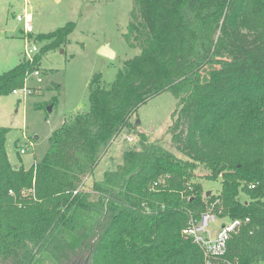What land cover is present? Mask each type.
Here are the masks:
<instances>
[{
	"label": "trees",
	"instance_id": "obj_1",
	"mask_svg": "<svg viewBox=\"0 0 264 264\" xmlns=\"http://www.w3.org/2000/svg\"><path fill=\"white\" fill-rule=\"evenodd\" d=\"M261 12L264 0H134L125 38L141 53L110 86L94 77L90 111L52 134L39 163L14 167L0 128V264H206L183 231L209 212L250 220L214 264H264ZM74 29L41 34L33 60L0 75V97L24 89ZM164 92L177 100L169 133L186 159L139 133L140 149L86 185L139 107ZM203 165L217 194L203 193Z\"/></svg>",
	"mask_w": 264,
	"mask_h": 264
},
{
	"label": "rangeland",
	"instance_id": "obj_2",
	"mask_svg": "<svg viewBox=\"0 0 264 264\" xmlns=\"http://www.w3.org/2000/svg\"><path fill=\"white\" fill-rule=\"evenodd\" d=\"M133 8L134 0H0V75L23 60L29 61L26 51L32 45L40 52L46 45V41L37 39L41 34L69 23L75 25L67 43L43 55L40 69L26 79V90L0 97V128L8 130L6 148L14 167L29 169L39 163L49 149L52 134L76 115L90 111L94 77H101L102 86H110L124 62L141 53L125 38ZM24 13L32 20L29 35L25 33V23L17 20ZM253 17L264 24V12ZM107 44L116 53L114 59L99 54ZM176 107L177 100L170 92L140 106L131 118L133 128L120 132L86 185L91 187L94 179L101 181L105 172L121 165L124 151L140 149L139 133L145 134L149 142L161 141L186 159L173 146L169 133ZM21 149L26 153L21 154ZM196 174L203 193L220 191V181L207 179V166H199ZM240 199L248 200L244 194ZM227 221L228 218H219L215 226Z\"/></svg>",
	"mask_w": 264,
	"mask_h": 264
},
{
	"label": "built area",
	"instance_id": "obj_3",
	"mask_svg": "<svg viewBox=\"0 0 264 264\" xmlns=\"http://www.w3.org/2000/svg\"><path fill=\"white\" fill-rule=\"evenodd\" d=\"M17 20L25 23L26 34L29 35L32 33V20L27 13L18 16ZM38 53V47L32 45V47L26 51V56L32 61L34 56ZM24 89H20V91H24ZM14 93L18 94V90H15ZM24 153H26V150L21 149V154ZM218 219V215L215 213H206L202 215L198 222H192L183 231L184 236L191 239L192 242L202 251L206 264H214L215 261L221 259L227 252V245L232 234L237 233L243 225L250 222L249 219H237L229 220L219 226H215Z\"/></svg>",
	"mask_w": 264,
	"mask_h": 264
},
{
	"label": "water",
	"instance_id": "obj_4",
	"mask_svg": "<svg viewBox=\"0 0 264 264\" xmlns=\"http://www.w3.org/2000/svg\"><path fill=\"white\" fill-rule=\"evenodd\" d=\"M99 54L109 58V59H114L116 57V53L113 49L110 48V45H105L103 46L100 50H99ZM52 111V107L49 108V112ZM139 122H137L138 124ZM208 195H211V192H208ZM90 262V256L88 258H86V260L84 261H78V262H74L73 264H89Z\"/></svg>",
	"mask_w": 264,
	"mask_h": 264
},
{
	"label": "crops",
	"instance_id": "obj_5",
	"mask_svg": "<svg viewBox=\"0 0 264 264\" xmlns=\"http://www.w3.org/2000/svg\"><path fill=\"white\" fill-rule=\"evenodd\" d=\"M125 152V151H124ZM91 182H89V184H90Z\"/></svg>",
	"mask_w": 264,
	"mask_h": 264
}]
</instances>
